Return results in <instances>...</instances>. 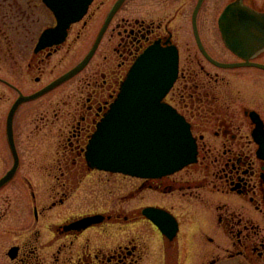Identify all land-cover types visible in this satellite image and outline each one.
<instances>
[{"label": "flooded vegetation", "instance_id": "1", "mask_svg": "<svg viewBox=\"0 0 264 264\" xmlns=\"http://www.w3.org/2000/svg\"><path fill=\"white\" fill-rule=\"evenodd\" d=\"M236 2L240 55L220 24ZM56 25L44 0H0V264H264V0H92L59 43ZM155 45L176 52L162 103L195 161L160 178L90 166Z\"/></svg>", "mask_w": 264, "mask_h": 264}, {"label": "water", "instance_id": "2", "mask_svg": "<svg viewBox=\"0 0 264 264\" xmlns=\"http://www.w3.org/2000/svg\"><path fill=\"white\" fill-rule=\"evenodd\" d=\"M44 1L55 14L57 25L52 31L57 36L55 42L59 43L65 38V30L85 15L92 0ZM241 8L240 2L229 5L220 23L226 46L239 55L246 43H252L251 39L249 37L242 45L239 22L234 26L236 22L225 21L235 13L239 15L236 11ZM243 14L252 19L259 17L244 5ZM252 22L256 23V20ZM47 36L44 35V39ZM90 56L58 79L55 85L80 71ZM176 74L177 55L173 48L155 45L141 55L123 82L118 100L90 140L87 148L90 166L139 178H160L195 161L196 147L189 125L162 103ZM260 144L264 149V139Z\"/></svg>", "mask_w": 264, "mask_h": 264}, {"label": "rangeland", "instance_id": "3", "mask_svg": "<svg viewBox=\"0 0 264 264\" xmlns=\"http://www.w3.org/2000/svg\"><path fill=\"white\" fill-rule=\"evenodd\" d=\"M77 48V46L75 47V49Z\"/></svg>", "mask_w": 264, "mask_h": 264}]
</instances>
